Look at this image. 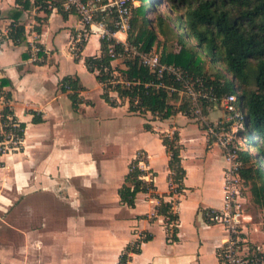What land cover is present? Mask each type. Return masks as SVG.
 <instances>
[{
  "label": "crops",
  "instance_id": "0c3cea01",
  "mask_svg": "<svg viewBox=\"0 0 264 264\" xmlns=\"http://www.w3.org/2000/svg\"><path fill=\"white\" fill-rule=\"evenodd\" d=\"M28 1L23 7L0 0V80L9 81L3 90L10 92L11 108L26 124L21 147L0 155V264H116L125 246L143 233L152 237L141 242L128 264H220L226 230L202 214L223 204L227 162L215 136L181 113L160 120L103 100L115 110L124 109L122 123L115 136L111 133L103 142L92 139L88 128L75 124L83 105H92L84 96L83 74L89 71L82 58L75 61L69 52L72 37L82 28L79 17L73 12L63 16L56 8L45 14ZM13 22L24 27L18 44L7 37ZM37 25L40 33L34 30ZM117 36L126 39L122 32ZM32 42L45 53H35ZM99 49L100 37L90 35L81 56ZM66 75H77L83 86L77 109L60 88ZM32 110L41 114L40 122L31 121ZM215 110L209 111L206 125H215L213 118L221 115ZM101 119L96 133L102 122L113 121L110 116ZM172 127L178 129L185 170L184 188L176 197L174 240L165 218L155 214L157 199L149 192H138L133 206L120 202L118 195L128 164L141 151L143 178L152 180L169 202L168 154L160 134ZM243 214L241 253L247 255L264 245V219L250 211Z\"/></svg>",
  "mask_w": 264,
  "mask_h": 264
},
{
  "label": "trees",
  "instance_id": "16d2710c",
  "mask_svg": "<svg viewBox=\"0 0 264 264\" xmlns=\"http://www.w3.org/2000/svg\"><path fill=\"white\" fill-rule=\"evenodd\" d=\"M26 7L28 0H15ZM62 0H34L33 5L45 14L55 7L64 16ZM50 6V7H49ZM16 14V13H15ZM40 23L42 20L37 17ZM111 31L115 28L109 25ZM40 33L39 25L34 27ZM7 37L14 44L24 40V27L17 22L9 24ZM175 40V48L166 50V40ZM161 39V40H160ZM126 42L149 52L161 46L160 62L173 65L192 79L201 78L214 96L212 100L199 99L194 102L180 94L181 81L170 72L159 77L142 65L138 57L124 55L122 67L113 64L111 54L124 51V45L114 36L100 38L98 54L73 56L75 61L83 59L86 69L93 73L101 86V98L111 106L127 103V110L144 116L167 119L181 113L194 119L201 128H207V115L211 109L220 106L221 99L228 94L236 95V106L243 114V127L238 130L239 139L235 153L246 164L239 173L241 185L250 183L253 201L264 214V0H136L131 4L130 29ZM85 41L82 43V48ZM163 83L164 86L159 85ZM9 81L0 80V155L21 147L26 124L15 116L9 100L10 92L3 90ZM174 87V90H170ZM60 88L68 92L74 109L82 101L83 86L77 75H66L60 80ZM199 109L200 112H196ZM33 123L41 121V114L31 111ZM231 123L219 122L217 128L226 130ZM144 128L151 130L148 123ZM161 133L160 138L168 154V184L181 193L184 188L185 170L181 165L182 145L177 127ZM11 133L16 141L4 144V133ZM246 144V146H245ZM250 148L254 152L251 153ZM142 152L128 164L124 181L118 189L120 202L133 206L138 192H149L157 199L155 214L175 223L170 226V239H176L177 213L172 204L164 201L156 192L152 180H145L146 170L139 166ZM172 191L169 187L168 194ZM150 233L127 244L116 264H125L132 253L139 252L140 244L151 239Z\"/></svg>",
  "mask_w": 264,
  "mask_h": 264
},
{
  "label": "built area",
  "instance_id": "2783aa9c",
  "mask_svg": "<svg viewBox=\"0 0 264 264\" xmlns=\"http://www.w3.org/2000/svg\"><path fill=\"white\" fill-rule=\"evenodd\" d=\"M34 2V0H31ZM135 4L136 0H62L61 8L65 12H73L77 14L82 24V28L78 31L69 44V52L72 56H76L81 52L82 43L93 34L102 37L114 36L118 32L126 34L130 29L131 4ZM50 7V6H49ZM55 9V7H53ZM52 8V9H53ZM109 25H113L115 30L111 31ZM124 45V51L118 54H111L116 60L128 54L132 57H138L139 62L146 66L150 71L156 72L160 77L162 72H170L181 81L180 94H185L192 101L197 102L199 99H213L211 90L205 85L201 78L192 79L183 74L173 65H167L160 62L161 54L153 49L149 52L141 51L137 46L128 44L126 39L122 40L119 36L115 37ZM31 48L35 53H45L44 50L36 43H31ZM159 85L164 86L163 83ZM170 90H174L171 87ZM1 98V97H0ZM2 100V98H1ZM236 95L231 93L225 95L219 105L224 112V121L231 124H237L243 127V114L236 106ZM196 112H200L199 109ZM211 134L216 138L217 143L224 150V157L227 162L223 169V204L220 209H204L202 214L204 219L210 223H219L226 230V237L220 247L219 257L220 264H264V245L256 246L251 254L241 253V245L244 242L242 238L243 226V207L241 184L242 179L239 173L241 163L236 158L235 149L233 148L229 138L224 130L217 128V125H207ZM4 144H16L13 134L4 133ZM10 152V150H9ZM144 155L142 154V158ZM143 162V159L139 161ZM169 185V184H168ZM171 193L169 194V202L172 204V211H176V197L178 192L174 190V184L170 183ZM174 222H170L165 217V225L169 229ZM142 237L141 234L137 235ZM127 261L125 264H128Z\"/></svg>",
  "mask_w": 264,
  "mask_h": 264
},
{
  "label": "rangeland",
  "instance_id": "374dc122",
  "mask_svg": "<svg viewBox=\"0 0 264 264\" xmlns=\"http://www.w3.org/2000/svg\"><path fill=\"white\" fill-rule=\"evenodd\" d=\"M161 40V39H160ZM175 40L173 38H168L166 40V50L171 51L175 48ZM90 50V48H89ZM153 50L157 53L161 54V46L159 47H153ZM124 57H119L118 59L114 60L113 64L119 67H122V61ZM83 83L86 87V90L84 91V96L92 101V105H90L87 109L86 107H83L78 112V119L75 124L80 125L82 128H88V133L92 135V139H96L97 141L103 142L105 141V138L109 136L112 133V136H115L117 134L116 131L119 130L120 125L122 123V120L120 119V116L122 114V111H124L123 108H119L118 110H115V108L110 107L107 105L103 99L100 96L101 88L98 85V82L94 78V75L91 72H86V74H83ZM127 105V103H125ZM217 114H221L220 116H217L213 118L212 123L218 124V122L224 121V112L220 106H216ZM110 116L112 117L113 121L110 124H106L105 122L101 123L100 128L97 130V133L95 132V128L98 125L97 121L102 120L101 118ZM237 124H230L228 126V129L224 130L225 134L229 138V141L231 142L234 149H237L238 144H241L242 140L239 139L238 130L240 129L239 126H236ZM93 127H94V133H93ZM187 131V130H184ZM116 133V134H115ZM14 145V144H12ZM246 146V144H245ZM247 147V146H246ZM109 149H111V145L109 146ZM13 151L11 148H8V151ZM251 153L254 152L253 148H250ZM237 160L241 163V166H245L241 159H239L238 154H236ZM241 195H242V207L243 212L250 211L253 213L257 218H260L261 220L264 219V214L262 208L256 204L251 196L250 193V183L247 185H241ZM264 226V223L262 224Z\"/></svg>",
  "mask_w": 264,
  "mask_h": 264
}]
</instances>
